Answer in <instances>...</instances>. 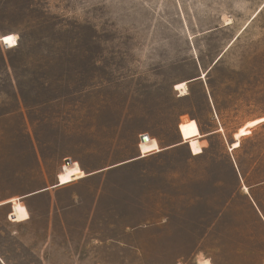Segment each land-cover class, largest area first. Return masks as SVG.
Returning <instances> with one entry per match:
<instances>
[{"label":"rangeland","instance_id":"obj_1","mask_svg":"<svg viewBox=\"0 0 264 264\" xmlns=\"http://www.w3.org/2000/svg\"><path fill=\"white\" fill-rule=\"evenodd\" d=\"M7 33L0 264H264V0H0Z\"/></svg>","mask_w":264,"mask_h":264},{"label":"bare ground","instance_id":"obj_2","mask_svg":"<svg viewBox=\"0 0 264 264\" xmlns=\"http://www.w3.org/2000/svg\"><path fill=\"white\" fill-rule=\"evenodd\" d=\"M0 42L7 45L8 47H14L17 45V35L15 33H7L0 37ZM175 89L181 92V95L186 94L188 89V81L179 82L176 84ZM240 133L235 134V137L238 138L240 136ZM239 146V141H235L232 144L231 148H236ZM74 181V177L70 171H62L58 175V183L56 186H62L65 184H68L70 182ZM245 190H248L246 186L244 187ZM198 264H212L211 260L209 258L200 257L198 258Z\"/></svg>","mask_w":264,"mask_h":264},{"label":"trees","instance_id":"obj_3","mask_svg":"<svg viewBox=\"0 0 264 264\" xmlns=\"http://www.w3.org/2000/svg\"><path fill=\"white\" fill-rule=\"evenodd\" d=\"M195 143L199 144V139H196V140H195ZM241 146H242V143H240V146H239V147H241ZM239 147H238V148H239ZM235 163H236V166H237L238 173L241 174L242 178H245V174H244V172H243V169H242V165H241V163L238 162V161H235ZM258 175H259V177H258V181H257V183H258V184H264V172H261V173H259Z\"/></svg>","mask_w":264,"mask_h":264},{"label":"water","instance_id":"obj_4","mask_svg":"<svg viewBox=\"0 0 264 264\" xmlns=\"http://www.w3.org/2000/svg\"><path fill=\"white\" fill-rule=\"evenodd\" d=\"M218 59H219V58H218ZM218 59H216L215 63L218 61ZM200 77H201V76L195 77V78H193L192 80L199 79ZM211 133H214V132H211ZM211 133H209V134H211ZM140 139H141V141H147V140H148V135H147V134H143V135H141ZM233 143H234V142H232L231 145H232ZM235 166H236V164H235ZM236 168H237V166H236Z\"/></svg>","mask_w":264,"mask_h":264},{"label":"crops","instance_id":"obj_5","mask_svg":"<svg viewBox=\"0 0 264 264\" xmlns=\"http://www.w3.org/2000/svg\"><path fill=\"white\" fill-rule=\"evenodd\" d=\"M62 187H65V186H62ZM51 188H58V187H47V188H45V189H42V190L36 192L35 194H38V193H42V192L48 191V190H50ZM10 221H11V220H10ZM17 223H20V222H17ZM0 261H2L1 258H0ZM2 263H3V261H2Z\"/></svg>","mask_w":264,"mask_h":264},{"label":"built area","instance_id":"obj_6","mask_svg":"<svg viewBox=\"0 0 264 264\" xmlns=\"http://www.w3.org/2000/svg\"><path fill=\"white\" fill-rule=\"evenodd\" d=\"M180 93V92H179ZM10 219V218H9Z\"/></svg>","mask_w":264,"mask_h":264}]
</instances>
